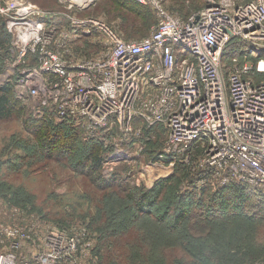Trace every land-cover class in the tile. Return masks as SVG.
I'll return each mask as SVG.
<instances>
[{"label":"built area","instance_id":"obj_1","mask_svg":"<svg viewBox=\"0 0 264 264\" xmlns=\"http://www.w3.org/2000/svg\"><path fill=\"white\" fill-rule=\"evenodd\" d=\"M7 5L1 18L14 36L0 83L12 81L35 100L38 116L109 143L104 159L118 162L143 151L147 132L161 126L156 159L175 165L200 151L197 184L247 186L264 200V0H206L185 19L160 10L156 27L137 41L93 18L68 17L60 31L61 21H43L47 13L35 5ZM97 31L105 48L92 58L68 59L57 49ZM33 236L28 226L0 225V264L92 260L83 233L51 227L41 249Z\"/></svg>","mask_w":264,"mask_h":264},{"label":"rangeland","instance_id":"obj_2","mask_svg":"<svg viewBox=\"0 0 264 264\" xmlns=\"http://www.w3.org/2000/svg\"><path fill=\"white\" fill-rule=\"evenodd\" d=\"M14 1L39 7L43 14L47 13L40 18L43 21L60 20L56 24L60 31L68 25V17L93 18L101 20L123 40L137 41L156 27L160 10L185 19L203 8L206 0H160L159 9L141 4L135 7L129 0H0V6L8 8L7 3ZM243 1L247 0H236ZM4 27L10 45L14 34ZM103 48V37L97 31L91 37L61 40L57 49L68 59L85 60ZM14 91L23 107L10 119L0 120V225L28 226L35 247L40 249L51 227L83 233L93 244L92 264H264L263 210L258 213L248 207L243 215L224 219L201 220L192 216L196 210L192 207L203 194L223 189L213 182L207 187L196 183L202 152L197 151L184 164L170 165L156 159L163 147L165 130L155 126L145 135L149 145L144 149L148 151L130 152L131 159L125 162L103 157L99 173L107 178L120 172L125 183L122 182L133 188V196L155 183L165 182L158 202L147 208L150 213H139L126 197L131 189L102 188L89 173L74 171L72 164L83 156V147L74 151L73 156L65 155L63 161L41 156L40 138L32 132L34 125L28 121L38 118L35 100ZM79 131L82 142H88L84 132ZM109 145L103 146L106 157L112 151ZM4 192L12 196L4 199ZM164 200L173 203L174 208L162 222L158 216L167 211L165 204L160 205ZM181 207L187 218L178 227H172L174 213Z\"/></svg>","mask_w":264,"mask_h":264},{"label":"trees","instance_id":"obj_3","mask_svg":"<svg viewBox=\"0 0 264 264\" xmlns=\"http://www.w3.org/2000/svg\"><path fill=\"white\" fill-rule=\"evenodd\" d=\"M128 3L133 4L135 7L140 5L133 0H129ZM4 28L3 19L0 17V74L5 68L4 58L8 54L9 48V35L5 32ZM14 90L15 88L12 81L0 83V120L10 119V117L14 114H18L20 112V108L23 107L21 99L17 97ZM16 109L18 111H16ZM32 120L28 121L34 125L32 127V132L37 136V138H40L39 143L41 156L63 161L65 160V155L71 154L73 156L74 151L77 149L79 151L80 148L83 147V151H85L83 156L72 164L75 172L82 175L89 173L90 176L93 177V180L102 186V188L118 187L125 190L131 189L124 184V177L121 176L120 172L115 171L107 178L99 173L102 159L104 157V143L90 138H88V142H82L79 135V133L81 134L79 129L69 127L65 123L55 124L46 115L42 117L38 116L35 120L32 117ZM25 124L27 127L28 124ZM57 135H60V137L56 138ZM148 145V141H146L145 147H148ZM145 150L148 151V148L144 149V151ZM55 151H57V154H55ZM100 154H102V156ZM180 163L184 164L182 161L176 164ZM164 183L165 182L162 181L160 184L155 183L150 189L140 193L138 196H133L134 190L132 188L131 194H126V197L131 201V203H133L135 209H137L139 213L148 214L150 212H148L147 208L150 207L151 204L158 202L159 194L161 193V190L163 191L162 186ZM204 187H207V185ZM203 191H205V189L201 192L203 193ZM9 196L5 192L2 193V197L4 199H8ZM162 204H165V210L167 211L165 215L158 216V218L160 221L164 222L170 214L169 211H171L174 206L173 203H166V200H164L160 205ZM175 206L177 207V205ZM248 207L255 209V212L258 211V213H262L261 210L264 211V200L260 198L250 187L229 186L224 187L217 192L212 191L209 195L208 193H206V195L203 194V196L197 200V204L192 207L193 209H196L194 210L195 213H193L192 216L201 218V220L216 217L224 219L226 216L243 215V211ZM182 209L183 208L181 207L180 211L174 213V217L172 218V227H178L181 221H185L187 218L186 213H183ZM197 210H199L198 214ZM248 215L252 216L251 214ZM95 250L98 252V249ZM91 256L92 260H90L89 264H92V261H94L95 258L93 255Z\"/></svg>","mask_w":264,"mask_h":264}]
</instances>
